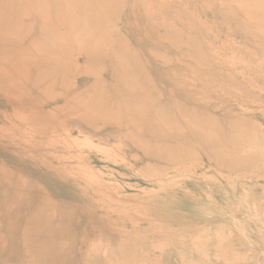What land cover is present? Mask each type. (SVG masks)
Masks as SVG:
<instances>
[{
	"label": "rangeland",
	"instance_id": "obj_1",
	"mask_svg": "<svg viewBox=\"0 0 264 264\" xmlns=\"http://www.w3.org/2000/svg\"><path fill=\"white\" fill-rule=\"evenodd\" d=\"M0 264H264V0H0Z\"/></svg>",
	"mask_w": 264,
	"mask_h": 264
},
{
	"label": "bare ground",
	"instance_id": "obj_2",
	"mask_svg": "<svg viewBox=\"0 0 264 264\" xmlns=\"http://www.w3.org/2000/svg\"><path fill=\"white\" fill-rule=\"evenodd\" d=\"M122 241V240H121Z\"/></svg>",
	"mask_w": 264,
	"mask_h": 264
}]
</instances>
